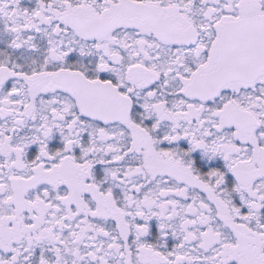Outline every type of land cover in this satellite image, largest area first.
Returning <instances> with one entry per match:
<instances>
[{"label": "snow or ice", "instance_id": "6c2138e0", "mask_svg": "<svg viewBox=\"0 0 264 264\" xmlns=\"http://www.w3.org/2000/svg\"><path fill=\"white\" fill-rule=\"evenodd\" d=\"M0 264H264V0H0Z\"/></svg>", "mask_w": 264, "mask_h": 264}]
</instances>
